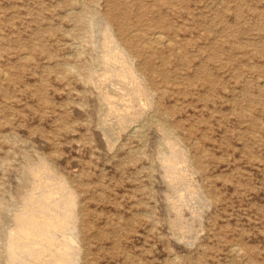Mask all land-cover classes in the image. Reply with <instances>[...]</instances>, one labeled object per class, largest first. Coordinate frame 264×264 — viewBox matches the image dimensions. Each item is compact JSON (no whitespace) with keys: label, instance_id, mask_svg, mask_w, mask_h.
Returning a JSON list of instances; mask_svg holds the SVG:
<instances>
[{"label":"rangeland","instance_id":"374dc122","mask_svg":"<svg viewBox=\"0 0 264 264\" xmlns=\"http://www.w3.org/2000/svg\"><path fill=\"white\" fill-rule=\"evenodd\" d=\"M108 23L153 100L122 130L95 82ZM43 161L76 194L80 264H264V0H0V264Z\"/></svg>","mask_w":264,"mask_h":264},{"label":"bare ground","instance_id":"6f19581e","mask_svg":"<svg viewBox=\"0 0 264 264\" xmlns=\"http://www.w3.org/2000/svg\"><path fill=\"white\" fill-rule=\"evenodd\" d=\"M104 27L101 33L102 46L105 49L104 53L101 52L104 67H101L102 72L95 82L101 86L113 81L120 90L116 94L106 91L103 93V98L108 108L106 117L113 116L122 130L145 112L146 107L153 102L152 93L147 79L137 70L135 66L137 63L134 64L135 57L132 59L130 53L120 46L121 43L119 44L118 38H115L109 23ZM165 35L161 32H153L150 39L160 44L165 41ZM178 141L168 138V146H166L168 150H165L161 157L162 163L171 184L180 185V182H183L191 190L193 185L190 182L193 181H190L189 176L193 165L186 148L184 149ZM30 172L35 179L33 191L25 199L24 207L13 214L15 225L9 229L6 237L8 264H80L82 243L79 238L77 201L73 188L64 179L57 177L45 161L32 168ZM199 191L194 186V189L188 193L197 195ZM179 196L185 195L180 191Z\"/></svg>","mask_w":264,"mask_h":264}]
</instances>
